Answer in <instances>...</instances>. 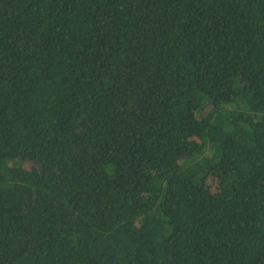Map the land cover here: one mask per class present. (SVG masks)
I'll use <instances>...</instances> for the list:
<instances>
[{
	"label": "trees",
	"instance_id": "16d2710c",
	"mask_svg": "<svg viewBox=\"0 0 264 264\" xmlns=\"http://www.w3.org/2000/svg\"><path fill=\"white\" fill-rule=\"evenodd\" d=\"M0 264H264V0H0Z\"/></svg>",
	"mask_w": 264,
	"mask_h": 264
}]
</instances>
